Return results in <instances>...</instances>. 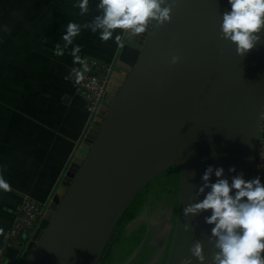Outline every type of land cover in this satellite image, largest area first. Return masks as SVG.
<instances>
[{
  "label": "water",
  "instance_id": "1",
  "mask_svg": "<svg viewBox=\"0 0 264 264\" xmlns=\"http://www.w3.org/2000/svg\"><path fill=\"white\" fill-rule=\"evenodd\" d=\"M230 10L228 0H177L170 22L124 38L137 50L135 60L118 61L124 74L113 68L59 180L63 187L39 208L20 264H97L131 200L172 166L178 203L164 264L185 257L201 264L189 250L196 240L203 264H213L219 250L214 225L205 221L211 210L185 216L183 208L210 191L199 193L209 165L211 182L221 166L229 183L241 172L246 180L264 173V34L238 55L220 35L222 14ZM173 55L180 57L176 64Z\"/></svg>",
  "mask_w": 264,
  "mask_h": 264
},
{
  "label": "crops",
  "instance_id": "2",
  "mask_svg": "<svg viewBox=\"0 0 264 264\" xmlns=\"http://www.w3.org/2000/svg\"><path fill=\"white\" fill-rule=\"evenodd\" d=\"M78 3L0 0V170L12 186L9 192L0 191V245L23 197L40 206L51 198L86 127L87 114L73 91L75 81L64 79L72 68L81 67L73 64L71 48L81 47L79 55L89 69L92 62L125 69L118 61L128 64L133 55L122 30L103 42L99 30L83 28L101 14L99 0H89L83 15L73 6ZM69 21L81 24V33L63 56H56L55 44L63 47ZM118 34L124 47L115 42ZM24 241L6 248L0 264L20 260Z\"/></svg>",
  "mask_w": 264,
  "mask_h": 264
},
{
  "label": "clouds",
  "instance_id": "3",
  "mask_svg": "<svg viewBox=\"0 0 264 264\" xmlns=\"http://www.w3.org/2000/svg\"><path fill=\"white\" fill-rule=\"evenodd\" d=\"M177 0H99L96 6L101 14L96 15L90 23H85L83 28H90L91 32L99 30L100 40L107 42L113 38L114 31L122 30L123 37L140 36L149 30L150 23L162 26L171 21L173 7ZM230 11L222 14L220 35L222 39L230 40L236 45V52L245 56L258 43L264 34V0H228ZM89 0H79L80 14L88 12ZM82 25L69 21L62 40L63 47L56 43L54 55L63 56L64 50L73 45L74 39L80 35ZM115 42L124 47L122 35H115ZM81 47L75 45L71 48L70 55L74 67L65 80L74 79L80 83L84 73L89 71L86 58L79 53ZM180 57L173 55L171 63L176 64ZM230 172H235V166L229 167ZM213 166L209 165L203 173L204 184L199 188V193H204L206 188L210 191L202 200L189 203L183 208V214H199L211 210V215L205 217L206 223L214 225L211 234L216 237L212 255L213 264H264V182L259 175L245 179L243 173L232 177L231 183L223 177L224 168L217 167L215 176L218 178L211 182L210 177ZM12 186L0 170V191L9 192ZM233 190L235 192L233 193ZM185 230L190 228L184 225ZM2 231V230H0ZM211 241V238H209ZM192 256L203 264L206 257L203 243L196 240L189 249ZM180 264H192L191 257H185Z\"/></svg>",
  "mask_w": 264,
  "mask_h": 264
},
{
  "label": "rangeland",
  "instance_id": "4",
  "mask_svg": "<svg viewBox=\"0 0 264 264\" xmlns=\"http://www.w3.org/2000/svg\"><path fill=\"white\" fill-rule=\"evenodd\" d=\"M131 48L135 49L133 47H131ZM127 63L131 65V63L129 61ZM113 68H115V67L113 66ZM117 69H121L124 73L126 72V68L125 69L124 68H117ZM260 137L262 140H264V132H261ZM173 172H174L173 166L169 167L168 169H166L162 173H160L157 177H155L156 178L155 180L158 181V183H161V182L164 183L166 180L170 179L169 177L172 175ZM58 187L62 188L63 186H61L60 183H58L57 188ZM148 192H152L151 193L152 197L154 198L156 195V198L148 200L146 205L143 206L142 210H140V212H141L140 215L138 217L134 218L132 221L126 223V225H124L123 228L120 230L119 235L122 236L121 238H123V239H127V237H129L131 235L132 236L135 235V237H136L138 234H140V232H142L141 229H139V227H140L141 223L143 221H145L146 227L144 230L142 229L143 230L142 235H144V234L149 235V237H148L149 238V244H150V246L155 247L156 250H154L150 254V258L147 259L143 264H158L159 258L160 257L163 258L161 253L163 251V247L166 244V241H168V237L170 238V236H171V232H172L173 224H174V220H172V218H174V216L171 213V206L169 204H167V203H171V202L170 201L166 202V198L164 197V194H163L164 192H171V190L155 187L153 189H149ZM157 194H159V195L157 196ZM30 198L33 199L32 197H30ZM49 199L46 202H44L45 205L43 207H46V205L49 202ZM33 200H35V199H33ZM169 206H170V208H169ZM137 229H139V230L134 232ZM25 240H27V239H25ZM28 240L24 241L23 249L25 248ZM120 242L123 245L125 243V241H123V240H121ZM139 244L129 254L130 256L127 254L129 256V257H127V259L129 258L128 260L132 259L134 254H136L141 249V246ZM115 247H116V253L113 254L112 259L106 260L105 264H124L123 261L120 262V259L126 254L127 246H125L122 249V247H119V244L116 243ZM21 262H22V259L21 260L17 259L15 264H20ZM3 264H5V263H3Z\"/></svg>",
  "mask_w": 264,
  "mask_h": 264
},
{
  "label": "built area",
  "instance_id": "5",
  "mask_svg": "<svg viewBox=\"0 0 264 264\" xmlns=\"http://www.w3.org/2000/svg\"><path fill=\"white\" fill-rule=\"evenodd\" d=\"M89 71L84 73V79L80 83H74L73 91L75 96L82 102L87 114L86 127L91 123L95 113L99 109L101 101L106 94L107 83L113 70L112 66L91 63ZM264 182V173L259 174ZM40 205L28 196L22 198L14 212V219L9 228L3 233L0 255L5 249L17 241L29 239L36 229L42 211Z\"/></svg>",
  "mask_w": 264,
  "mask_h": 264
},
{
  "label": "trees",
  "instance_id": "6",
  "mask_svg": "<svg viewBox=\"0 0 264 264\" xmlns=\"http://www.w3.org/2000/svg\"><path fill=\"white\" fill-rule=\"evenodd\" d=\"M137 54V50L133 51V55L131 57V59L129 60V62L132 64L135 60ZM174 168V172L172 173V175L169 177L170 179L166 180L164 183H158V181H156L154 179H152L140 192H138L135 197L131 200V202L129 203V205L125 208V210L123 211L122 215L120 216L118 222H117V230L113 232L114 237L110 238L107 243L106 246L104 248L103 254L100 258V260L97 262V264H105L106 260H110L113 258V254L116 253V243L119 244V247H122V249L127 246L126 249V254L120 259V262L123 261V263L127 260V257H129L130 253L134 250V248L142 242H144V248L142 250V252L139 254V256L135 259V261L131 264H140L141 262H143L144 260H147L150 258V254L151 252L154 251V247H148V234L147 236L142 235L143 230L146 227V222L143 221L139 227V229H141L142 232H140V234H138L136 237L134 236H129L127 237V239H123L121 238L122 236L119 235L120 230L123 228L124 225H126V223L132 221L134 218L138 217L140 215V210H142L143 206L146 205L147 201L150 199H155V197L153 198L151 193L152 192H148L149 189H153L155 187L157 188H162V189H169L171 190V192H164V197L166 198V202H171V203H167L171 206V213L174 216V218H172V220L175 219V215H176V210H177V203H178V193H177V188H178V172H177V168L176 166H173ZM156 193V192H155ZM159 194H157L158 196ZM169 206V208H170ZM139 229L135 230L134 232L138 231ZM143 229V230H142ZM28 240V239H27ZM25 240V241H27ZM121 240L125 241L124 245L120 242ZM169 244V243H168ZM169 248V247H168ZM167 251L168 249L166 248V252L162 257L159 258V262L158 264H164L166 256H167ZM129 256H128V255ZM112 255V256H111ZM19 257V256H18ZM21 260V258H19ZM16 260L13 259L12 262L14 263ZM119 262V263H120Z\"/></svg>",
  "mask_w": 264,
  "mask_h": 264
},
{
  "label": "flooded vegetation",
  "instance_id": "7",
  "mask_svg": "<svg viewBox=\"0 0 264 264\" xmlns=\"http://www.w3.org/2000/svg\"><path fill=\"white\" fill-rule=\"evenodd\" d=\"M133 51H136L135 49H133ZM147 233V232H146ZM145 236H147V234H145ZM149 236V235H148ZM171 237V236H170ZM144 239H145V237H144ZM143 239V240H144ZM143 240H142V242L139 244L140 246H141V249L136 253V254H134V256H133V258L132 259H130V260H126L125 262H124V264H131V263H133L134 261H135V259L139 256V254L142 252V250H143V246H144V242H143ZM147 243H148V247H153V246H150V244H149V238H148V241H147ZM170 244V238L168 237V241H166V244H165V246L163 247V251H162V255H164L165 254V252H166V248L168 249V247H169V244ZM155 248V247H154ZM154 250H156V248L154 249ZM152 253V252H151ZM146 260H144L143 262H141L140 264H143L144 262H145Z\"/></svg>",
  "mask_w": 264,
  "mask_h": 264
}]
</instances>
